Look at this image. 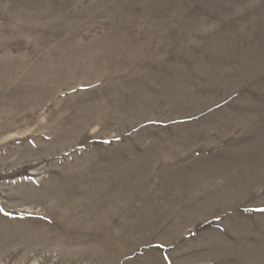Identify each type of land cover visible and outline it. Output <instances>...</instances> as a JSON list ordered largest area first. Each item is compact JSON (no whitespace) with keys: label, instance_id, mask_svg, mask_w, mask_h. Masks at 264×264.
<instances>
[{"label":"rangeland","instance_id":"1","mask_svg":"<svg viewBox=\"0 0 264 264\" xmlns=\"http://www.w3.org/2000/svg\"><path fill=\"white\" fill-rule=\"evenodd\" d=\"M0 264H264V0H0Z\"/></svg>","mask_w":264,"mask_h":264}]
</instances>
